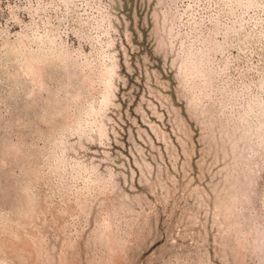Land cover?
<instances>
[{"label": "rangeland", "instance_id": "rangeland-1", "mask_svg": "<svg viewBox=\"0 0 264 264\" xmlns=\"http://www.w3.org/2000/svg\"><path fill=\"white\" fill-rule=\"evenodd\" d=\"M0 264H264V0H0Z\"/></svg>", "mask_w": 264, "mask_h": 264}]
</instances>
